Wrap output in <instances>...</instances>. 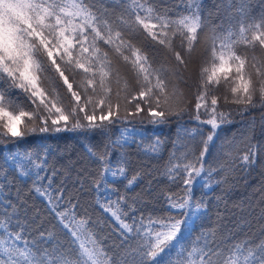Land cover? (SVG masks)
<instances>
[{
    "label": "snow or ice",
    "instance_id": "snow-or-ice-1",
    "mask_svg": "<svg viewBox=\"0 0 264 264\" xmlns=\"http://www.w3.org/2000/svg\"><path fill=\"white\" fill-rule=\"evenodd\" d=\"M201 11V0H0V143L7 139L17 144L30 133L77 129L86 136L93 132L108 136L113 125L130 121L145 110L152 124L165 122L168 115H183L187 107L171 111L174 104L187 103L171 79L181 75L179 68L157 64L145 44L135 41L140 38L148 47L163 48L186 68L174 41H179L186 55L191 54L205 27ZM237 25L235 30L231 26L219 32L212 29L205 41L210 66L201 67L193 93L196 102L191 120L196 127L185 130V135L193 141L199 139L203 148L198 156L191 148L179 157L174 151L162 173L183 193L162 194L174 216L137 215L142 200L127 192L143 173L129 176L127 155L118 153L119 160L113 162L108 151L125 148L133 135L142 133L124 128L115 139L109 138L102 150L86 146L88 156L99 166L97 178L92 180L96 207L114 225L111 231L121 240L120 247L135 240L119 264H264V241L213 250L204 233L203 242L196 239V245L202 246L191 247L184 259H173L197 222L207 215L206 202L192 201V188L205 171L209 177L205 187L210 188L214 170L204 168V157L217 130L230 122L229 114L219 110L220 98L210 95V90L230 85L232 100L224 96L223 103L243 105L245 111L255 106L254 97L264 104V66L257 67L259 61L253 56L255 72H247L248 57L237 52L256 42L264 46V17L250 23L242 19ZM117 61L129 69L131 79ZM58 83L70 97L67 104L57 91ZM13 90L24 95L30 111L13 98ZM133 102L134 112L128 110ZM202 115L206 119H201ZM205 127L211 129L207 134ZM160 145L156 139L149 147H141L146 156H157ZM240 159L244 166L254 164L255 151ZM56 175V170L48 167L43 149L10 151L4 157L0 164V264H113L103 241L89 227L87 214L77 218L78 204L66 198L63 181L54 183ZM109 178L125 181V192L110 188ZM28 181L30 191L54 218L53 227L66 237L60 241L54 231L41 232V242L55 241L51 249L26 238L29 205L20 196L18 182Z\"/></svg>",
    "mask_w": 264,
    "mask_h": 264
},
{
    "label": "trees",
    "instance_id": "trees-1",
    "mask_svg": "<svg viewBox=\"0 0 264 264\" xmlns=\"http://www.w3.org/2000/svg\"><path fill=\"white\" fill-rule=\"evenodd\" d=\"M201 9V19L205 27L202 32L198 33L200 42L194 46L191 54L186 55L179 47V41H174L175 50L184 57L186 68L179 66L174 57L163 48L148 47V42L140 38L135 41L138 44H145L148 51L154 54L157 64L164 63L173 70L179 68L181 75H174L171 79L182 94V99L187 103L186 105L174 104L171 111L181 112L187 107L188 111L183 115L179 117L175 114L168 115L165 122L152 124L145 110L131 118L130 121L113 125L108 136L100 132H93L86 136L77 129L75 131L30 133L17 144L7 139L0 143V164L10 151L36 152L43 149L47 152L48 167L55 169L57 173L54 183L60 185L63 181L66 198H71L73 204H78L77 218H84L85 213L87 214L90 220L89 227L96 234L97 239L103 241L102 246L112 258L113 264H119L125 258L128 247L135 246V240H129L128 245L120 247L121 240L111 231L114 225L96 207L97 192L93 188L92 180L97 178L99 166L88 156L86 146L93 147V150H102L109 138L115 139L124 128L142 133V135H133L125 148L108 151L111 153L113 162L119 160L118 153L127 155L128 160L131 161L128 169L129 176L137 171L143 173L142 179L127 192L128 196L139 197L142 200V203L138 205L137 215L151 214L154 217L175 215L168 210L162 194L171 192L182 195L183 193L177 185L169 184L162 173L174 151L179 157L187 148H191L198 156L203 148L199 139L191 140L185 135V130L196 127L191 120L196 102L193 93L200 79L201 67L210 66L211 57L205 41L211 35L212 29L219 32L231 26L235 30L238 26L237 22L242 19L248 23L253 20L259 22L260 18L264 17V0H201ZM237 52L248 57L247 72H255L251 66L253 56L259 61L257 67L264 66V46L259 45V42L250 48L242 46L237 49ZM117 63L122 72L131 79L129 69L119 61ZM252 78L255 81V75ZM76 79L79 80L80 77L77 76ZM69 81L73 82L71 76ZM73 88L76 89L75 82H73ZM113 88L115 89V85ZM57 91L67 104L70 97L66 93V88L58 83ZM209 94L220 98L219 110L229 114L230 122L217 130L213 143L209 145L208 154L204 157V168L214 170L210 177V188L205 187V184L209 183L207 171L201 173L193 185L192 201L206 202L207 215L197 222L192 235L184 240L173 255V259L178 261L186 258L187 251L191 247L202 246V243L196 245L197 238H200L201 242L205 239L202 233L206 234L208 245L213 250H218L217 246L219 249L226 250L234 244L245 241L249 242V246H255L264 241V104L260 103L256 97H254L255 106L248 107L246 111L240 104H224V96L232 100L230 85L221 84L211 89ZM12 95L24 107V110H31L23 94L13 90ZM120 103L123 115L124 101L121 100ZM134 103L128 105L129 111H135ZM201 119H206V117L202 115ZM36 124L38 125L39 121H36ZM210 131V128L205 127L206 134ZM156 139L161 141L159 154L146 156L141 144L143 148H147ZM253 150L255 151V163L244 166L240 157L245 154L251 157ZM188 159L190 160L191 156ZM176 162L183 161L177 160ZM124 184L123 180L113 182L109 178V187L118 189L122 194L125 192ZM18 186L21 198L29 205L26 238L35 240L41 247L51 249L56 246L55 241L46 243L39 239L40 233L48 230L54 231L60 241H65L64 234L58 228L53 227L54 218L47 211L46 205L30 191L31 181L18 182ZM108 195L112 196V193L109 192ZM113 199H115L114 196Z\"/></svg>",
    "mask_w": 264,
    "mask_h": 264
}]
</instances>
